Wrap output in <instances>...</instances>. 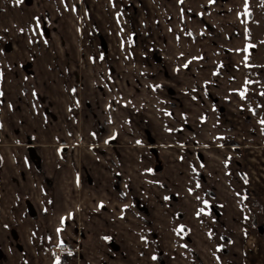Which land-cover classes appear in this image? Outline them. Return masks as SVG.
Listing matches in <instances>:
<instances>
[{
  "label": "rangeland",
  "instance_id": "obj_1",
  "mask_svg": "<svg viewBox=\"0 0 264 264\" xmlns=\"http://www.w3.org/2000/svg\"><path fill=\"white\" fill-rule=\"evenodd\" d=\"M201 59L219 60L223 70L243 68L237 111L220 114L237 119L241 137L209 140L207 151L185 149L178 140L162 149L144 118L130 122L124 138L115 141L116 153L107 155L106 141L87 143L78 136L85 65ZM263 73L264 0H0V152L71 145L78 148L71 156L80 165L84 147L98 148L92 185L77 177L79 214L82 186L100 196L95 200L113 191L119 202L98 201L112 216L80 218L67 245H110L113 264H264V233L251 225L255 217L264 226ZM127 114L135 118L134 111ZM107 156L109 168L99 160ZM101 174L113 185L98 181ZM40 220L31 219L26 233ZM50 220L51 231L36 234L40 238L31 245H51L55 256L79 253L58 240L66 234L53 231L58 219ZM8 230L0 227V239ZM94 258L93 264L104 263Z\"/></svg>",
  "mask_w": 264,
  "mask_h": 264
},
{
  "label": "crops",
  "instance_id": "obj_2",
  "mask_svg": "<svg viewBox=\"0 0 264 264\" xmlns=\"http://www.w3.org/2000/svg\"><path fill=\"white\" fill-rule=\"evenodd\" d=\"M200 55L205 58L204 53ZM108 61L85 65V108H82L79 120L76 119L80 128L78 136L87 143L100 139L104 145L106 141L107 147L104 146L103 150L107 155L116 153L115 141L124 138L130 122L140 124L144 118L145 127L147 125L151 130L149 134L152 132L162 149L171 147L172 140H178L185 149L192 145L194 149L207 151L209 140L225 141L229 135L233 136L228 139L241 137L235 124L237 119L220 114L237 111L234 106L239 103L238 90L244 82L243 68L231 66L229 70H223L219 60L208 64L202 59L183 65H161L157 62L150 66L115 62L113 65ZM111 66L115 68L114 74ZM138 96L140 100H135ZM172 102H176L178 107ZM115 104L119 107L114 108ZM129 110L135 112V121L127 114ZM144 130L146 134L148 130ZM214 142L213 145L217 144L221 149L222 145ZM154 143L149 150L157 155ZM90 146L83 148L81 157L85 161L80 165L71 156L79 153L78 148L71 145L43 148L41 151L34 147L39 164L30 159L27 145L0 152L3 165L0 170V227L9 228L8 235L0 239V264H93L95 256L103 264H113L114 259L108 250L110 245L106 248L103 245H67L75 239L80 218L88 221L112 216L110 210L106 211L99 203L119 202L116 199L119 194L116 196L113 191L108 192L111 196L106 199L95 200L100 196L86 193L91 190L82 186L80 189L85 194H82L80 207L84 210L79 214L77 177L84 175L86 185L91 186L90 171L95 170L92 164L98 161L95 158L99 153L95 149L98 148ZM139 156L135 155L136 161ZM127 158L122 157L119 166L122 162L127 164ZM99 160L109 168L106 163L110 157ZM100 178L113 185L105 175L101 174L98 181ZM52 218L58 219L53 231L66 234L58 240H64L61 242L73 250L77 248L80 255L73 251L55 256L50 253L51 245H31L38 238L34 237L36 234L49 231ZM31 219H41V225H33L31 233L27 234L26 227H29ZM86 221H80L84 229L89 228Z\"/></svg>",
  "mask_w": 264,
  "mask_h": 264
},
{
  "label": "flooded vegetation",
  "instance_id": "obj_3",
  "mask_svg": "<svg viewBox=\"0 0 264 264\" xmlns=\"http://www.w3.org/2000/svg\"><path fill=\"white\" fill-rule=\"evenodd\" d=\"M262 68H260L261 70ZM263 70V69H262ZM261 82L258 84V85H261V94L263 95V98H262V101L264 103V73H263V76L260 78ZM233 149H237V147L234 146ZM200 158H203L201 155H200ZM202 161V159H201ZM157 168V167H155ZM242 175V174H241ZM243 176V175H242ZM251 225L253 228L256 229V231L258 232V235H259V231L262 229L263 230V233H264V226L257 220L255 219V217L252 218L251 220ZM223 248V247H222ZM231 264H235V263H231Z\"/></svg>",
  "mask_w": 264,
  "mask_h": 264
},
{
  "label": "water",
  "instance_id": "obj_4",
  "mask_svg": "<svg viewBox=\"0 0 264 264\" xmlns=\"http://www.w3.org/2000/svg\"><path fill=\"white\" fill-rule=\"evenodd\" d=\"M28 152H29V156H30V159L35 163V164H39L40 162V159H39V156L37 155V152L35 150L34 147L32 146H29L28 147ZM158 169L159 171L161 170V167L159 168H155V170ZM263 233V230L261 229L259 231V234H262Z\"/></svg>",
  "mask_w": 264,
  "mask_h": 264
},
{
  "label": "built area",
  "instance_id": "obj_5",
  "mask_svg": "<svg viewBox=\"0 0 264 264\" xmlns=\"http://www.w3.org/2000/svg\"><path fill=\"white\" fill-rule=\"evenodd\" d=\"M55 251H56V252H64L65 249H64V247H57V248L55 249Z\"/></svg>",
  "mask_w": 264,
  "mask_h": 264
},
{
  "label": "snow or ice",
  "instance_id": "obj_6",
  "mask_svg": "<svg viewBox=\"0 0 264 264\" xmlns=\"http://www.w3.org/2000/svg\"><path fill=\"white\" fill-rule=\"evenodd\" d=\"M262 123H264V121H262Z\"/></svg>",
  "mask_w": 264,
  "mask_h": 264
}]
</instances>
